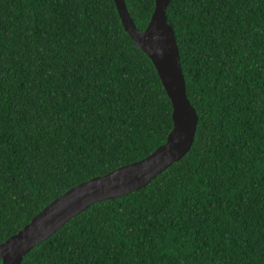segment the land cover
<instances>
[{"label": "trees", "instance_id": "trees-1", "mask_svg": "<svg viewBox=\"0 0 264 264\" xmlns=\"http://www.w3.org/2000/svg\"><path fill=\"white\" fill-rule=\"evenodd\" d=\"M144 30L155 0H124ZM189 151L91 204L20 264H264V0H170ZM172 105L114 0H0V243L166 141Z\"/></svg>", "mask_w": 264, "mask_h": 264}, {"label": "water", "instance_id": "water-1", "mask_svg": "<svg viewBox=\"0 0 264 264\" xmlns=\"http://www.w3.org/2000/svg\"><path fill=\"white\" fill-rule=\"evenodd\" d=\"M169 1L155 0L151 18L141 31L131 18L125 1L114 0L125 30L134 44L151 59L170 99L173 126L166 141L146 157L83 181L57 196L23 228L0 243V264H20L35 244L48 238L91 204L140 189L191 148L198 117L187 97L175 33L167 22Z\"/></svg>", "mask_w": 264, "mask_h": 264}]
</instances>
